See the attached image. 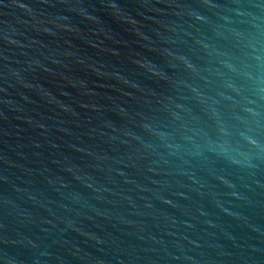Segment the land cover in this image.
I'll return each mask as SVG.
<instances>
[{
	"label": "water",
	"instance_id": "obj_1",
	"mask_svg": "<svg viewBox=\"0 0 264 264\" xmlns=\"http://www.w3.org/2000/svg\"><path fill=\"white\" fill-rule=\"evenodd\" d=\"M0 264H264V0H0Z\"/></svg>",
	"mask_w": 264,
	"mask_h": 264
}]
</instances>
